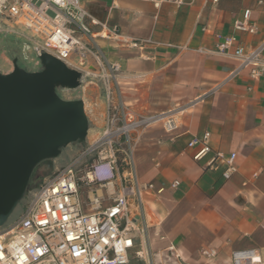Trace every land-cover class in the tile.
I'll return each instance as SVG.
<instances>
[{"label":"crops","instance_id":"1","mask_svg":"<svg viewBox=\"0 0 264 264\" xmlns=\"http://www.w3.org/2000/svg\"><path fill=\"white\" fill-rule=\"evenodd\" d=\"M81 5L128 40L140 42L134 47L96 39L106 58L121 65L117 83L125 108L135 116H176L171 132L154 123L133 134L137 179L152 186L142 207L156 259L207 264L214 258L231 264V252L245 248L264 257V71L255 78L249 69L234 72L238 61L231 54L238 46L248 50L264 40V0H193L159 8L146 0H81ZM245 11L252 33L234 28ZM8 28L21 31L25 45L18 60L0 61V72H10L14 63L38 71L37 56L26 47L31 33L13 22ZM225 37L234 38L229 52L217 53ZM72 90L66 99L83 101L85 141L90 142L105 125V97L96 84ZM204 132L212 152L194 160L195 148L187 142ZM214 151L223 158L212 159ZM231 153L229 167L225 160ZM169 244L174 252L167 251ZM206 249L218 253L209 258ZM194 254L200 258L193 260Z\"/></svg>","mask_w":264,"mask_h":264},{"label":"built area","instance_id":"2","mask_svg":"<svg viewBox=\"0 0 264 264\" xmlns=\"http://www.w3.org/2000/svg\"><path fill=\"white\" fill-rule=\"evenodd\" d=\"M146 1L159 8L163 3L179 7L193 0ZM249 15L245 11L234 28L252 33ZM0 16L31 33L26 47L37 62L42 53L54 56L79 73V86L98 85L106 100L100 134L90 142H77L81 146L75 154L30 190L17 217L0 227V264H162L149 244L142 206L143 195L152 186L137 179L133 134L154 123L171 132L176 116L130 113L117 83L121 65L106 58L96 39L119 40L134 47L140 42L97 20L81 0H0ZM91 26L99 30L93 32ZM233 41L225 37L215 51L228 54ZM263 51L264 40L248 50L236 47L231 53L238 61L234 72L249 69L251 77L260 76ZM187 147L195 148L192 158L200 160L212 152L209 133L193 136ZM234 156L231 153L225 160L229 167ZM217 158H223L222 152H213L212 159ZM178 184L174 181L172 187ZM166 249L175 251L172 244ZM203 254L212 258L217 251L206 249ZM230 259L231 264H264L255 248L234 250Z\"/></svg>","mask_w":264,"mask_h":264},{"label":"water","instance_id":"3","mask_svg":"<svg viewBox=\"0 0 264 264\" xmlns=\"http://www.w3.org/2000/svg\"><path fill=\"white\" fill-rule=\"evenodd\" d=\"M41 69L14 63L0 73V227L23 198L34 168L62 147L83 142L88 120L81 99L64 100L56 86L76 88L79 73L48 53Z\"/></svg>","mask_w":264,"mask_h":264},{"label":"rangeland","instance_id":"4","mask_svg":"<svg viewBox=\"0 0 264 264\" xmlns=\"http://www.w3.org/2000/svg\"><path fill=\"white\" fill-rule=\"evenodd\" d=\"M12 23V22H11ZM10 21H7L5 18L0 16V61L1 60H6V61H13V60H18L19 59V53L22 51L25 43V38L21 34V31L19 30H13L8 28L11 31L7 30V27H9ZM19 25V24H18ZM21 26V25H20ZM7 30V31H6ZM11 32V33H9ZM5 35H8L7 38H5ZM40 64V69H41V63ZM17 65V64H16ZM39 69V70H40ZM2 73V72H0ZM5 74V73H3ZM79 86L76 87V89ZM56 93L64 100H67L66 98H71L73 96V90L70 88H65L62 86H56L55 87ZM79 144L77 142L70 143L64 147L61 148L58 156L50 159H46L42 162H40L33 170L31 177H30V182L29 185L27 186L28 190H34L35 188L38 187V185L42 182V180L51 174L60 167L62 163H65L68 161L76 152L75 145ZM26 189V191H28ZM25 191V192H26ZM28 192H26L23 196V198L19 201L17 206L14 208L10 216L8 217L7 221L5 224L11 223L17 215L20 213V210L23 206V203L27 197ZM218 253V251H217ZM194 258H200L199 254H194ZM203 261V260H202ZM207 264H229V261H222V260H215L214 258L211 259L210 261L207 262Z\"/></svg>","mask_w":264,"mask_h":264},{"label":"flooded vegetation","instance_id":"5","mask_svg":"<svg viewBox=\"0 0 264 264\" xmlns=\"http://www.w3.org/2000/svg\"><path fill=\"white\" fill-rule=\"evenodd\" d=\"M29 182H30V181H29ZM28 185H29V183H28ZM27 190H28V189H27ZM29 191H30V190H28V191H26V192H29ZM26 192H25V193H26Z\"/></svg>","mask_w":264,"mask_h":264}]
</instances>
